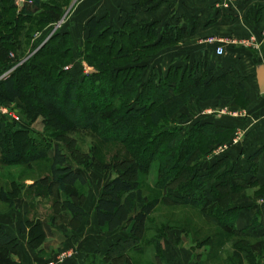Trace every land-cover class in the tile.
<instances>
[{
	"label": "trees",
	"instance_id": "trees-1",
	"mask_svg": "<svg viewBox=\"0 0 264 264\" xmlns=\"http://www.w3.org/2000/svg\"><path fill=\"white\" fill-rule=\"evenodd\" d=\"M17 1L0 0V102L19 101L27 120L42 118L44 127L51 129L58 141H71L75 134L94 130L101 142L124 146L127 155L121 162L101 164L77 150L78 166L85 170L106 175L112 169H123L105 183L94 207L100 232L120 230L123 236L108 247L102 259L95 252L87 264H132L131 252L143 243L152 247L161 261L164 234L150 222L161 202L193 207L202 217L218 220L225 234L249 240L245 231L235 229L238 210L231 206L249 186L245 174L230 169L227 157L215 159L201 171L202 157L210 153V146L222 142L217 137L228 136L233 129L195 123L182 136L171 124L192 99L206 102L217 96L233 98L234 93L243 97L244 90L240 85L227 84L226 76L215 77L212 71L198 68L171 67L163 76L153 68L144 80L149 70L146 62L161 50L179 44L185 34L179 26L137 21L140 12L155 10L159 0H137L119 29L112 26L108 15L86 22L83 59L96 73L82 81L73 80L64 70L73 58L68 33L56 31L49 38L44 33L34 38L43 27L60 22L69 0ZM83 102L87 106L82 107ZM50 150V142L32 140L23 131L9 128L0 134V166L30 169L33 163L48 159ZM51 152L49 174L28 189L41 184V195L52 198L55 205L70 214L68 227L75 230L86 217L87 182L71 166L70 148L63 150L56 142ZM258 154L251 158L248 171L251 186ZM153 166H157L153 190L161 197L150 199L142 193L137 178L147 175ZM223 167L225 170L219 174ZM24 189L23 185L10 192L1 190L0 202L12 206ZM20 230L28 236L33 250L44 241L39 220H28ZM147 233L152 234L148 240ZM257 246L261 244L246 251L239 249L233 257L240 262L245 252L249 258L260 252ZM21 259L17 240L0 226V264H23Z\"/></svg>",
	"mask_w": 264,
	"mask_h": 264
},
{
	"label": "crops",
	"instance_id": "crops-1",
	"mask_svg": "<svg viewBox=\"0 0 264 264\" xmlns=\"http://www.w3.org/2000/svg\"><path fill=\"white\" fill-rule=\"evenodd\" d=\"M136 2L137 0H105L101 9L98 8L103 12L91 16L100 17L107 14L112 26L118 29L121 27L126 13ZM226 3L227 8L225 7ZM157 4L156 11L140 12L136 16L137 21L158 22L161 27L165 25L179 26L185 30V34L177 46L161 51L148 67L156 69L161 76L166 75L171 67L198 68L201 71H212L215 77L226 76L227 84L234 83L242 87L248 102V111L245 114L251 116L246 118L232 114L233 119H230V122L236 121L248 126L246 145L240 152L230 145L231 148L224 153V157L229 158L230 169L238 174H245L249 184L247 188H249L252 182V176L248 173L251 158L262 149L255 160L257 173L252 186L264 187V127L253 126L250 128L251 125L264 124V94L259 92L255 75V67L259 64L264 65V0H233L231 2L226 0H159ZM117 16L121 19L115 26L113 19ZM210 39H214L217 44H210ZM256 44L259 47L254 48ZM218 45L222 46L225 52V55L220 58L215 56V48ZM147 78L148 74L144 80L146 81ZM188 105L182 108L178 114L186 115ZM253 112L259 113L253 115ZM210 114V112L204 115L195 114L194 118L189 117L190 121L188 122L191 124L192 121ZM241 117L243 119L239 120ZM218 126L233 129L231 124L230 126L222 124ZM51 157L52 153L50 156L48 155V160ZM28 183L29 188L32 182L28 181ZM102 188L101 186L92 200L91 209L88 210V207L84 206L86 217L76 230H71L66 223L53 224L50 221L37 218L45 236L42 245L44 257L30 248L27 236L21 233V225L29 219L30 202L26 198L18 200V204L14 206L16 213L12 215L14 211H11V218L0 220V225L4 226L10 238L17 240L22 255L21 262L23 264H53L56 261L53 254L57 253L60 248L75 252L73 259L66 260L62 264H87L88 259L95 252H99L98 258L102 259L108 247L123 236V232L120 230L113 233H102L98 228L94 207ZM41 193L39 186H35L28 189L27 196L33 195L40 199ZM239 200L235 204L236 208H239L235 221L236 229L245 231L247 236L252 239L264 237V227L261 226L264 223V201L262 199ZM67 217L69 219V216ZM213 220L210 217L206 218V221L209 222H214ZM178 238L183 245L177 243ZM187 243V239L182 237L179 231L173 230L171 233L165 234L160 242L161 261L156 260L154 253L153 263L196 264ZM148 249L152 250L150 247ZM140 250L141 248L134 251L135 254H138ZM14 260L18 261L19 259L14 257Z\"/></svg>",
	"mask_w": 264,
	"mask_h": 264
},
{
	"label": "rangeland",
	"instance_id": "rangeland-1",
	"mask_svg": "<svg viewBox=\"0 0 264 264\" xmlns=\"http://www.w3.org/2000/svg\"><path fill=\"white\" fill-rule=\"evenodd\" d=\"M44 2H48V0H44ZM104 2L105 0H69L64 5V13L60 22L54 25L45 26L42 28L43 32H41V34L34 35L36 40L39 39L40 35H43V33L48 34L47 36L49 38L56 31L66 32L70 35L73 44V58L72 62L66 67L67 70L66 68H64V70L70 74L72 79L75 81H82L87 75L93 74L94 72L96 73V70L89 67L83 59L84 43L87 38L86 21L92 14L99 15L103 12V10L99 11V9H101ZM157 9L158 8L153 11H156ZM91 18H93V16H91L89 19ZM119 19L121 18L118 16L114 17L113 23L115 26H117L119 23ZM257 47H259V45L256 44L254 48ZM157 55L155 57H157ZM155 57L149 59L146 62L147 67L148 65L150 66V62L154 61ZM148 69L149 71L146 73V75L151 71L149 67ZM233 95V98L217 96L216 98L206 102H199L197 99H192L189 102V104L191 103L192 105H188L186 115L177 114L176 121L171 122L174 128L180 130L179 132L182 136L188 132V130H190L195 123L210 122L211 124H217L216 126L220 124L229 126L231 124L233 126V132L228 136L220 134L217 139H221L222 142L215 143L214 145L210 146V153L204 154L202 157L201 171L203 172L207 166L215 161V159L220 160L224 158V153L228 152L231 147H235L236 150L238 149L240 152L246 145L245 138H247L246 134L248 135V131L246 132V130L249 129L248 126L246 124H239L236 121L230 122V119H233L231 116L232 114H238L240 116H245L246 118L251 116L249 114H245L248 111V102L245 98L246 96L242 97V95H236L235 93ZM84 105L87 106L86 102L81 103L82 107ZM209 112L211 114L207 115L206 117L198 118L196 121H192L191 124L188 122L190 121V118H194L196 116L195 114L198 115L199 113L204 115L209 114ZM258 113L259 112H253V115ZM10 114L17 118L18 122L16 124ZM184 118L185 120L182 121ZM242 119L243 118L241 117L239 120ZM253 126H259L258 128H261L264 127V124L251 125L250 128ZM9 128H12L14 131H23L28 133L29 138L32 140L43 141L44 144L50 142L51 150L48 153L49 156L51 155L53 145H55L56 142H59L60 147L63 150H65V147L66 149L70 148L71 152L69 153V156L71 159V166L77 172H80L85 177L87 182V187H85L86 200L84 206L86 205L88 210L91 209V202L95 198L97 191L101 188V186L103 187L107 181L113 177H116L117 172L122 171L123 169H112L106 175H103L101 172L95 170H85V168L78 166V161L80 160L78 159L77 161L76 158L78 152H80L81 155H89V157L94 158L101 164H115L116 162H121L127 158L124 146L117 143L105 144L101 142L97 137L96 131L94 130L75 134L73 135L74 140L71 141L68 138H62L61 141H58L53 131L44 127L42 118L32 121L27 120L24 115V109L22 108V105L19 101H15L14 103L0 102V134H4ZM224 147H226V149H224ZM261 150L255 154H260ZM215 153H219V155H216ZM49 167L50 162L48 159L39 160L33 163L30 169L25 166H0V191L4 190L10 192L15 190V187H20L23 185L25 186L24 191L20 192L19 197L14 200L12 206H8L0 202V220L11 218L10 212L14 211V206L18 204V200L21 198H26L30 202L28 214L29 222H33L38 218L44 219L47 222L50 221L53 224H69V221L71 220L70 214L66 211H63L58 207V205H55L52 198H46L43 195H40V199H37L35 196L33 197V195H30V197L27 196L29 184L28 181H31L33 184L41 178L47 176L49 174ZM224 168L225 167L219 171V174L225 170ZM256 173L257 172L255 171V179ZM156 174L157 166H153L147 175H140L137 178L142 193L145 196H148L150 199L161 197L160 193L154 192L153 190L156 181ZM39 186H41V184ZM239 199H243V201L247 199H262V201H264V187L251 186L241 191L238 199L231 205L234 209L239 210V208H236L235 206ZM15 213L16 212L14 211L12 215ZM66 216H69V219L68 217L66 218ZM206 218L207 217H202L193 207L167 206L161 202L154 209L152 215L150 216V222L151 227L161 230L164 235L171 233L173 230L179 231L180 235L187 239L188 243L186 245L189 246L187 247L190 248L193 260L196 264H264V237L259 239H252L248 237L249 240H245L238 236L227 235L220 229L218 220L214 219V222H209L206 221ZM235 223L236 222H234V226ZM81 224L78 226V228L81 226ZM69 228L71 229L70 226ZM151 235V233H147L146 240L150 239ZM177 243L182 244L179 238ZM259 243L261 244V247L257 246L256 248H261V250L257 254H253L248 258L244 252L241 254L240 262L238 259L233 257L237 250L245 249L246 251L250 249L251 246H255ZM42 245L43 241L40 246L36 247L34 250L44 257L45 255H42ZM141 245V250L138 251V254H135L136 252H131L130 254L132 264H154L152 256L155 252L153 248L150 247L152 250H149V246H145V243ZM64 253L72 254V257L67 260L74 258V251L60 248L57 253L53 254V257H55L54 260Z\"/></svg>",
	"mask_w": 264,
	"mask_h": 264
},
{
	"label": "built area",
	"instance_id": "built-area-1",
	"mask_svg": "<svg viewBox=\"0 0 264 264\" xmlns=\"http://www.w3.org/2000/svg\"><path fill=\"white\" fill-rule=\"evenodd\" d=\"M226 1L231 2V1H233V0H226ZM18 3L22 4V3H24V1H23V0H20ZM225 7H226V8L228 7L227 3H226V5H225ZM209 43H210V44H217V42H215L214 39H210V40H209ZM224 55H225L224 48H223L222 46H220V45L216 46V48H215V56L218 57V58H220V57H222V56H224ZM66 70H67V68H66ZM10 115H11L13 121H15V124H16V123L18 122L17 118H15L14 115H12V114H10ZM233 143H234V142H233ZM224 149H226V147H224ZM218 152H219V151H218ZM219 153H220V152H219ZM219 153H215V154H216V155H219ZM216 155H215V156H216ZM71 255H72V254H70V253H64V254H61V255L56 259L55 263H53V264H61L63 261H65V260L71 258V257H72Z\"/></svg>",
	"mask_w": 264,
	"mask_h": 264
},
{
	"label": "water",
	"instance_id": "water-1",
	"mask_svg": "<svg viewBox=\"0 0 264 264\" xmlns=\"http://www.w3.org/2000/svg\"><path fill=\"white\" fill-rule=\"evenodd\" d=\"M255 75L259 92L264 94V65L259 64L255 67Z\"/></svg>",
	"mask_w": 264,
	"mask_h": 264
}]
</instances>
